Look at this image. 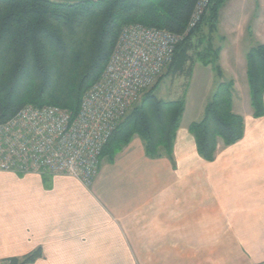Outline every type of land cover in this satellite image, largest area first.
Returning <instances> with one entry per match:
<instances>
[{
	"label": "crops",
	"instance_id": "obj_1",
	"mask_svg": "<svg viewBox=\"0 0 264 264\" xmlns=\"http://www.w3.org/2000/svg\"><path fill=\"white\" fill-rule=\"evenodd\" d=\"M250 28L244 45L243 32H236L232 48H220L218 60L224 55L231 79L224 80L219 65L221 78L214 80L215 88L233 82V111L245 92L244 113L234 111L244 125L238 142L220 143L206 162L188 130L196 121L181 119L170 158L146 157L135 135L111 162H99L90 186L63 175L0 172V259L39 249L31 264H148L139 254H163L170 263L205 237L207 245L235 244L249 264H264V115L254 118L248 106L245 60L250 44L264 39ZM262 101L264 107V92Z\"/></svg>",
	"mask_w": 264,
	"mask_h": 264
},
{
	"label": "trees",
	"instance_id": "obj_2",
	"mask_svg": "<svg viewBox=\"0 0 264 264\" xmlns=\"http://www.w3.org/2000/svg\"><path fill=\"white\" fill-rule=\"evenodd\" d=\"M228 0H210L207 14L188 30L198 0H98L61 3L51 0H0V123L24 106H53L72 117L85 91L102 75L124 26L141 24L184 35L175 48L164 76L187 74L196 62L211 66L221 78L220 47L212 45L217 13ZM207 27L203 34L202 28ZM193 52V56H191ZM249 102L253 117L264 115V44L245 56ZM159 76L118 124L106 141L99 160L110 162L133 136L143 142L146 157H171L184 112V98L164 101L156 96ZM233 82L219 81L203 116L189 125L196 151L206 162L214 160L221 143L227 147L243 136V118L232 109ZM41 256L35 250L9 264H31Z\"/></svg>",
	"mask_w": 264,
	"mask_h": 264
},
{
	"label": "built area",
	"instance_id": "obj_3",
	"mask_svg": "<svg viewBox=\"0 0 264 264\" xmlns=\"http://www.w3.org/2000/svg\"><path fill=\"white\" fill-rule=\"evenodd\" d=\"M209 3L198 0L188 30L207 14ZM183 37L141 24L124 26L75 117L62 108L27 105L0 123V172L63 175L90 186L106 141L171 62Z\"/></svg>",
	"mask_w": 264,
	"mask_h": 264
},
{
	"label": "rangeland",
	"instance_id": "obj_4",
	"mask_svg": "<svg viewBox=\"0 0 264 264\" xmlns=\"http://www.w3.org/2000/svg\"><path fill=\"white\" fill-rule=\"evenodd\" d=\"M255 8L256 12L253 15ZM242 20L245 23L242 29L239 30ZM249 26L253 28L252 30L250 28V31H254L255 33L256 30L254 29H258L257 31L260 32V35L264 39V0H228L224 2L217 13L216 31L212 34L213 47L230 50L235 41V36L237 37L236 32H240V34L243 32V37L240 36L238 41L244 45L245 41H247L246 33ZM202 32L206 34L207 27H203ZM256 43L252 42L249 47L257 45ZM190 54L193 56V52ZM218 65L222 67L224 80L231 79L233 74L224 64V55L222 60H218ZM209 70L210 67L205 68L196 62L193 66L192 77L189 79L186 73L174 77L164 76V69L160 75L164 76V78L159 83L156 96L164 101H176L184 98L186 110L181 119L185 122L199 121L203 116L204 106L215 89L214 80L216 81V76L214 72H212L211 76H208L206 72H209ZM242 86V82H237L239 97L243 95ZM245 97L244 92V98H240L238 102L235 101L236 103L233 104V106L235 105L234 111L244 113L246 102H244L245 105L243 103L241 105L240 101L245 100ZM248 106L250 107L249 104ZM104 162L106 163L105 158L100 160L101 164ZM206 240L209 241L205 237L201 238L200 245L193 246L195 249L193 252L188 251L174 254L173 262L170 263L162 261L163 254H151V256L149 254L139 255L148 264H249L247 254L242 252L235 244L226 247V250H222L219 246L207 245Z\"/></svg>",
	"mask_w": 264,
	"mask_h": 264
},
{
	"label": "water",
	"instance_id": "obj_5",
	"mask_svg": "<svg viewBox=\"0 0 264 264\" xmlns=\"http://www.w3.org/2000/svg\"><path fill=\"white\" fill-rule=\"evenodd\" d=\"M54 2H61V3H71V4H78V3H89V2H96L98 0H51Z\"/></svg>",
	"mask_w": 264,
	"mask_h": 264
}]
</instances>
